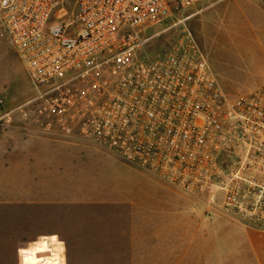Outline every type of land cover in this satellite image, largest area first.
<instances>
[{
    "label": "built area",
    "instance_id": "2783aa9c",
    "mask_svg": "<svg viewBox=\"0 0 264 264\" xmlns=\"http://www.w3.org/2000/svg\"><path fill=\"white\" fill-rule=\"evenodd\" d=\"M203 1L0 0V38L37 89L24 118L264 227V85L226 94L186 28L165 38L183 21L148 35Z\"/></svg>",
    "mask_w": 264,
    "mask_h": 264
},
{
    "label": "rangeland",
    "instance_id": "374dc122",
    "mask_svg": "<svg viewBox=\"0 0 264 264\" xmlns=\"http://www.w3.org/2000/svg\"><path fill=\"white\" fill-rule=\"evenodd\" d=\"M179 20L183 21L181 26L170 29V35L165 38L172 40L186 28L209 58L226 94L238 96L264 85V0H204L154 26L148 35ZM153 46H156L155 41ZM36 95L37 89L27 77L17 53L0 38V98L4 100L0 104V264H20V252L25 263L40 264L39 253L43 248L52 251L55 259L52 264H164L162 258L154 263H146L145 257L139 259L140 262H131L129 225L116 215L114 204L68 213L52 207L36 209L24 205L23 199L19 201L21 195L57 193V182H21L26 171H33L32 167H25V163L55 155L52 147L60 152L70 151L76 160L88 163L85 168L93 171L95 177L76 176L72 185L75 189L82 188L85 195L97 192L99 201H104L106 190L112 187L137 197H155L159 192L156 182L161 181L99 146L48 134L34 112L24 118L22 106ZM8 112H13L11 121L2 118ZM163 182L176 196H195ZM170 203L175 205L174 209L168 206L164 212L188 213V206L179 205L178 200L171 198ZM202 204L218 212L220 257L226 253V237H231L227 236L225 223L264 229L262 224L243 215L226 213L222 209V196H219L218 206L210 197Z\"/></svg>",
    "mask_w": 264,
    "mask_h": 264
},
{
    "label": "crops",
    "instance_id": "0c3cea01",
    "mask_svg": "<svg viewBox=\"0 0 264 264\" xmlns=\"http://www.w3.org/2000/svg\"><path fill=\"white\" fill-rule=\"evenodd\" d=\"M52 148L55 155L25 163L24 166L32 167L33 171H26L21 182H57V193L47 196L41 193L21 195L19 201L23 199L24 205L36 209H65L69 213L85 207L114 204L116 215H120L122 222L129 225L127 238L130 241L132 263L140 262L139 259L145 257L146 263H154L162 258L164 264H264V229L249 225L224 224L227 236L230 234L231 237H226V253L220 257L218 212L202 204L207 202L208 197L176 196L161 180L156 182L159 192L155 197H137L133 193L118 192L112 187L110 191L106 190L108 193L103 196L104 201H99L97 192L85 195L81 192L82 188L75 189L72 185L76 176L81 179L95 177L93 171L85 168L89 166L88 163L76 160L73 153L69 154L70 151L60 152ZM76 190L80 193L76 194ZM152 198L156 199L151 202ZM171 198L178 200L179 205L188 206V213H176L175 210L173 214L164 212L168 206L174 209Z\"/></svg>",
    "mask_w": 264,
    "mask_h": 264
},
{
    "label": "bare ground",
    "instance_id": "6f19581e",
    "mask_svg": "<svg viewBox=\"0 0 264 264\" xmlns=\"http://www.w3.org/2000/svg\"><path fill=\"white\" fill-rule=\"evenodd\" d=\"M40 256H39V262L42 264H52L54 263L55 259L52 255V251L50 249H41L40 250ZM25 262V259H24ZM27 264V263H26Z\"/></svg>",
    "mask_w": 264,
    "mask_h": 264
}]
</instances>
